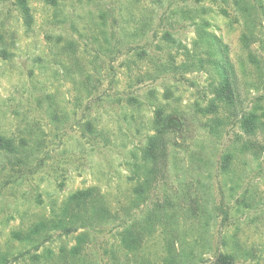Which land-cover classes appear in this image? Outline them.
Segmentation results:
<instances>
[{
  "label": "rangeland",
  "instance_id": "1",
  "mask_svg": "<svg viewBox=\"0 0 264 264\" xmlns=\"http://www.w3.org/2000/svg\"><path fill=\"white\" fill-rule=\"evenodd\" d=\"M29 5L30 26L0 0V134L17 145L0 151V264H166L167 238L170 264H264V130L241 125L264 120V0ZM224 68L233 103L216 97ZM158 106L168 166L139 204L130 176ZM88 187L126 219L19 238ZM132 223L156 226L138 249L121 245Z\"/></svg>",
  "mask_w": 264,
  "mask_h": 264
},
{
  "label": "trees",
  "instance_id": "2",
  "mask_svg": "<svg viewBox=\"0 0 264 264\" xmlns=\"http://www.w3.org/2000/svg\"><path fill=\"white\" fill-rule=\"evenodd\" d=\"M47 1L51 4L57 2V0ZM17 2L25 23L30 26L33 22V14L29 0H17ZM224 70L225 73L222 74L221 82L215 88L216 97L226 103H233L235 97L234 79L229 70L225 68ZM212 107H214V104H212ZM169 117L170 114H166V109L163 106L156 108L152 126L153 133L148 136L139 158L133 162L134 169L130 177L135 183L134 193L139 204L150 199L151 189L166 175L171 136V128L168 123ZM241 125L250 135H256L259 129L264 130V120L259 118L256 113L245 116L241 121ZM86 126L92 133L98 132L91 121H87ZM16 146L12 138L0 134V151L12 152L17 149ZM245 147L255 151L263 149L262 144L257 142L248 144L246 142ZM125 219L126 215L124 213L121 214L111 210L97 187H88L71 193L62 201L59 208L53 210L51 217L43 218L29 230H20L17 234L23 240H32L40 234H52L56 231L71 234L79 229L96 224L124 221ZM162 226L166 228L164 224ZM155 228V223H149L145 227L137 226L135 223L129 224L121 231V245L128 249H138L146 236L151 234ZM80 234L86 233L82 232ZM167 245L170 255L166 260V264H170L176 258L172 252L173 239L167 238ZM219 260L222 264H233L234 256L229 253H222L219 255Z\"/></svg>",
  "mask_w": 264,
  "mask_h": 264
}]
</instances>
